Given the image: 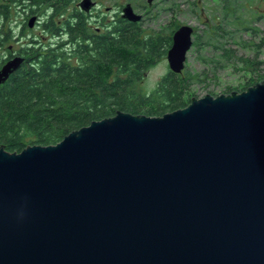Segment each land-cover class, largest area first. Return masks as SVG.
<instances>
[{
	"label": "water",
	"instance_id": "water-1",
	"mask_svg": "<svg viewBox=\"0 0 264 264\" xmlns=\"http://www.w3.org/2000/svg\"><path fill=\"white\" fill-rule=\"evenodd\" d=\"M192 32L173 31L170 71ZM0 264H264V82L162 116L116 111L57 144L0 143Z\"/></svg>",
	"mask_w": 264,
	"mask_h": 264
},
{
	"label": "trees",
	"instance_id": "trees-1",
	"mask_svg": "<svg viewBox=\"0 0 264 264\" xmlns=\"http://www.w3.org/2000/svg\"><path fill=\"white\" fill-rule=\"evenodd\" d=\"M9 1L15 9L26 3L29 12H34L40 5H48L52 10V15L42 24L45 32L51 35L48 41L34 39L35 36L30 35L33 28L20 25L19 35H30V43L12 49L11 58L21 55L24 60L0 84V143L9 152H19L36 143L44 146L57 144L74 129L111 117L116 111L162 116L176 108H183L194 97L195 91L190 83L202 79L200 74L207 76L205 70L192 74L188 70L177 73L168 69L154 89L143 91L136 88V82L142 81L145 72L153 68L160 56L166 55L171 48L172 33L181 26L175 22L169 24L171 28L167 35H155L142 33V27L136 22L122 18L119 31H112L113 35L109 32L95 34L92 47L88 46L91 42L86 41L83 35L87 32L86 26L78 22L73 45L59 37L56 39L59 30L56 20L64 15L66 0ZM7 8L5 3L0 4V49L5 52L4 59L8 55V43L13 41L15 34L13 32L8 37L4 33ZM62 25L67 29L69 27L66 20ZM251 30L259 33V42L252 44L258 51L257 57H238L248 75L246 85L238 87L241 86L239 81L237 86L227 87L225 93L233 88L242 91L250 83L258 85L264 82V58L258 59L264 47V29L261 32ZM38 41L40 45H35ZM200 43L198 33L193 45L198 48ZM203 43L209 45L211 41ZM212 45L221 53L208 60L203 58V62L216 71L231 63L233 51L213 42ZM2 59L0 66L6 62L1 65ZM211 94L216 96L215 92Z\"/></svg>",
	"mask_w": 264,
	"mask_h": 264
},
{
	"label": "rangeland",
	"instance_id": "rangeland-1",
	"mask_svg": "<svg viewBox=\"0 0 264 264\" xmlns=\"http://www.w3.org/2000/svg\"><path fill=\"white\" fill-rule=\"evenodd\" d=\"M115 1L119 0H102V8L107 5L114 6ZM124 1L136 4L142 0ZM226 4L228 5L225 10ZM151 9L152 13H156V16L153 20L147 21L145 32L151 34L160 32L167 35L171 28L169 24L175 22L179 25L187 23L194 28L193 41L199 33L201 43L197 48L192 41V48L186 54L185 67L183 68V72L188 70L192 74H199L202 70L207 72V76L200 74L202 79L190 83L195 91L194 97L205 94L212 95V92H215L216 95L224 94L227 87L237 86L239 81L241 86L238 87L246 85L245 80L248 75L242 69L243 63L238 57H257L258 51L252 44L259 42V33L257 31L253 33L251 28L260 30V32L264 29L263 0H157ZM11 15L12 20L9 22V28L11 35L13 32L15 34L10 44H13L15 48L21 44L30 43L28 40L30 35H34V39L49 40L51 35L45 32L41 24L36 25L27 37L19 35L21 15L15 12H12ZM205 41H211V43L204 45ZM212 42L233 51L231 63L216 69V71H212L211 66L203 62V58L208 60L211 56L217 57L221 53V50L214 49ZM35 45H40L39 41ZM4 56L5 52L0 49V59ZM262 58H264V47L258 55V59ZM169 68L165 55L160 56L155 66L145 72L144 79L136 82V88L143 91L154 89L156 83ZM232 90L238 92L240 89L233 88Z\"/></svg>",
	"mask_w": 264,
	"mask_h": 264
},
{
	"label": "flooded vegetation",
	"instance_id": "flooded-vegetation-1",
	"mask_svg": "<svg viewBox=\"0 0 264 264\" xmlns=\"http://www.w3.org/2000/svg\"><path fill=\"white\" fill-rule=\"evenodd\" d=\"M83 0H66L67 8H65L64 15H62L61 19L58 18L56 20L57 26L59 30L57 31L56 38L59 37L60 39H64L67 41L72 42L75 40V28H76V23H83L86 28L87 32L83 35L86 37V41H90L91 43H88L89 47H92L94 45V37L95 34L101 35V33L109 32L111 35H113L114 30L119 31L121 27V19H126L123 15V10L122 8L127 5L131 4L133 10L139 15H141V18L138 21H132L136 22L139 26L142 27L143 31L142 33H146L145 27L147 24V21H151L155 18L156 13H152L151 7L157 3V0H153L151 3L148 0H142L138 3H131L130 1H124V0H119L115 1L114 6H103L102 0H91L93 5L89 7L88 11L84 10L83 6L81 5V2ZM1 3H5L6 9V22L4 23V33L5 35L7 34L8 37L11 35L10 28H9V22L12 20V12H15L16 14L20 13L21 18H20V25H25L28 28H33L38 25V24H43L45 19L48 18L49 16L52 15V10H50L51 7L48 5L46 6H38L37 8L34 9V12H29L26 9V3H23L22 6H17L15 9V6H12V3L9 0H2ZM0 3V4H1ZM12 7H14V10H12ZM30 16L35 17V21H33L32 25L29 26L28 22L30 19ZM43 17V19H42ZM45 17V18H44ZM69 24L68 29L66 26L62 25V22L65 21ZM130 22V21H129ZM194 29V28H193ZM68 32V33H67ZM194 34V32H192ZM161 34L160 32H156L155 35ZM7 37V41L8 40ZM86 43V42H85ZM96 43V41H95ZM9 45V50L6 54L7 57L2 59L1 65L7 61V59L10 57L12 53V49L14 46L10 44V41L8 43ZM74 45V44H73ZM192 46V45H191ZM192 48V47H191ZM167 55V54H166ZM165 55V57H166ZM2 67V66H0Z\"/></svg>",
	"mask_w": 264,
	"mask_h": 264
}]
</instances>
